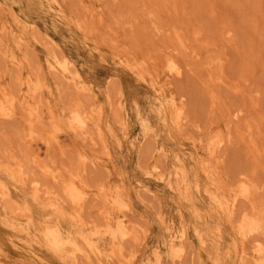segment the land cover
I'll return each instance as SVG.
<instances>
[{"label":"rangeland","instance_id":"rangeland-1","mask_svg":"<svg viewBox=\"0 0 264 264\" xmlns=\"http://www.w3.org/2000/svg\"><path fill=\"white\" fill-rule=\"evenodd\" d=\"M129 8L132 9L130 10ZM142 18L144 22H142ZM130 19L133 20L131 21ZM14 20H18L21 25L27 26L21 31L25 38V43L22 42L24 43L22 46V43L19 44L20 46L15 43V34L17 36L19 32L17 27H15ZM119 20L120 22H118ZM128 20L131 25L127 24ZM28 23L29 25H27ZM78 23H85L83 25L84 28H81ZM117 23L120 24L119 28ZM126 27H129L128 29L131 32L127 31ZM5 28L14 29L15 31L10 34L7 30H4ZM92 29L95 30L93 31ZM88 31H90V34ZM151 32L155 35L151 34ZM178 34L185 42L182 45L179 44L176 38ZM220 35L221 39L219 38ZM126 36H129L127 41ZM119 38L121 39L120 41ZM221 40H224V44ZM114 41L119 42L114 44ZM112 43L115 48L111 45ZM126 43L128 44L126 45ZM218 43L222 45L220 46ZM116 44H121L120 46L117 45L118 49L115 46ZM119 47H124V50ZM25 48L29 50L26 51ZM136 48H138V53ZM8 50L10 51L8 52ZM12 50L20 57L23 55L22 58H24L23 69L19 72L5 63L3 53H10ZM133 51L136 55L133 54ZM182 51H186V53ZM0 52V83L11 89L14 85V79L20 76L21 72L22 78L27 77L36 80L40 78L39 81L48 86L41 93L44 98L40 94V100L46 99V102L50 104L55 112L56 110L78 108V106L82 107L81 109L83 110L85 108V112L87 111L86 109L90 110L87 113L92 114L93 122L96 121L95 124H97L99 132L101 131V134H99L103 138L101 141H104L111 160L109 164L102 163L101 160L107 157L102 151V143L98 142L100 144L98 145L101 146V148L99 147L101 151L97 144V146L93 147L85 142L88 146H84L85 143L83 141L80 142L74 139L62 127L55 131L57 133L54 132L57 138L56 145L53 144L47 147L42 142H35L31 144V148L30 146L26 147L19 136L20 126L18 119L0 121V147L2 148L0 149L3 150L1 155H4L7 161L11 162L10 159L12 157V160L14 159V161L25 165L26 168L28 167L30 170L28 168L26 170L30 175H36L32 168V160L37 161L38 159L40 163L52 164V166L60 169H68L67 166H72L69 168L72 171L78 169V158L81 156L100 160V164L88 166L91 170L86 169L89 172L83 173L85 179L82 175V180L84 184L91 191H96L103 183H106V186L115 188L123 186L124 188H120L127 193L132 211L134 210L131 213L127 212L129 219H126L131 222L134 220L136 223H133V221V225L147 232L148 243L144 249L139 246V248L137 247L139 252H137L135 251L136 249H133L128 244V247H125V253L134 250L133 252L140 256L149 254L156 247L164 248L166 242L165 226L162 224L159 215L169 221L168 225L174 226L176 230L180 229L182 224H186L188 227L190 232V238L187 240L189 247L182 264L208 262L207 258L209 256L204 250L201 251L203 258H199L196 252L190 251L196 248L191 229L193 225L200 224V227L214 231L218 221L222 223L224 241L223 245L220 246L221 250L226 252L229 249L233 253L231 254L232 258L225 259V261H228L225 264H237L236 255L243 250L250 253L251 241H253L251 238L257 240L264 247V243H262L264 242V230L252 235L253 237L243 240L245 242H241L240 238L234 233L236 232L234 228L237 227L239 219L237 214L240 216V211L249 213L250 211L248 210L252 208L253 203L255 205L254 199L256 204L258 202L262 203L261 205L258 204L261 209L258 208V205L255 208L258 210L264 209V0H123V2L122 0H57V2L52 0H0ZM52 53L58 56L62 54L70 59L78 68L87 88L92 92L79 94L66 86L59 89L55 85L54 80H52L54 77L46 73L44 67L46 58ZM147 55H149V59L146 58ZM168 55H172L181 67L183 66L181 78L164 77L163 71L165 69H162L163 64H160V61L165 60L166 57L164 56ZM126 56L132 58H127ZM34 59H36V62ZM131 59L134 60L132 61ZM128 60L137 63L142 61L141 64L145 65L144 68L147 72L150 71L152 73L153 71V75L158 73L160 85L163 86L162 93L154 92L152 87L145 83L136 70L129 65ZM146 60L150 61V65L149 61L147 62ZM153 60L158 61V65L156 61L152 65ZM208 61L210 64L208 63L207 65ZM37 62L39 67L38 64H35ZM161 63H164V61ZM188 63L193 66L191 64L188 66ZM149 66L153 68H149ZM155 66H157V69ZM41 68L42 70H40ZM154 68L157 71L161 70L156 72ZM217 68L219 69L217 70ZM40 71H43V73L41 74ZM214 71L215 73H213ZM58 89L59 91H57ZM112 94L114 96H111ZM120 97L123 99V108L125 109L119 104V106L117 105ZM170 98L176 99L177 102L180 101L179 103L184 108L186 120L180 129L175 126L172 118L169 117L168 109L164 107ZM43 100L41 102L46 106V102ZM161 100L164 103L163 106H160ZM109 101L112 102L109 103ZM88 103L93 105L91 106ZM65 104L70 105L66 108ZM117 106L118 108L120 107L119 110L121 111L117 109ZM236 110L239 111V121L237 120L238 118H233L232 114H230V112L233 113ZM93 111H95L94 115ZM98 123L100 126H98ZM227 129L230 132L232 131V134ZM148 134L153 135L150 137ZM214 134L225 137L226 143L218 151V157L213 160L206 154L209 138L204 136L210 137ZM203 138L207 140L203 141ZM140 140L141 142H139ZM149 145H151L150 147L153 145L161 146L166 151L167 157L163 158L159 151L156 152L154 150H152L153 152L150 151L151 154L147 151ZM225 145L228 146L226 147ZM76 155L78 157H75ZM178 159L185 165L192 177L198 180L197 182L202 190L210 185L209 179L206 178L203 172V166L210 159L214 161L213 167L212 163L209 162V165L214 170L213 179H216L217 186L219 185L218 187L221 188V191L223 190V193L225 191V195L228 198L234 195L232 192H234L235 185H237L236 181L238 182L242 178H247L249 181L251 179L253 186L255 185L254 183L259 184V188L255 185L258 189L255 190L254 188L256 194L253 193L254 196L252 198L255 197L253 203L251 202L252 200L250 203L237 202L236 210L234 209L235 215L233 213L234 219L230 226L229 224L225 226L224 220L222 219L223 221L221 220L220 222V219L214 215L213 205L206 199V196L204 194H194L193 202L195 206L193 208L197 210L200 217V220H196L190 203L185 202L167 187L158 184L145 175V166L155 164L160 169H170ZM4 161L6 160L3 159ZM3 162H0V186L10 191L15 196L16 202L30 211L33 224L38 226V222L40 223L44 217V210L31 198L27 186L16 185L12 176L6 170V167L9 166L8 162L6 164H3ZM105 164L108 166L106 167ZM96 167L99 169L104 168V170H101V172ZM103 171L106 172V176ZM102 175L104 177H101ZM89 182L92 184L90 185ZM141 185L148 187L154 197L141 193L139 189ZM102 187H105L104 184ZM147 198L150 200H147ZM92 200L86 201L85 207H87V202L89 203L88 207H84L86 210L83 208L85 211L83 212L82 210L81 213V217L84 214L87 215L88 218L85 220L88 223L94 221V219H91L92 216L95 220H99L97 218L98 208H100L99 202L97 203L98 200L92 202ZM0 207V248L2 249L1 257L3 261L7 264H20L24 253L26 255L29 251H42L36 240L28 241L29 243L24 247L17 243L15 246V243H12V241L22 242L23 240L19 231L17 232L16 229L14 230L11 227L13 222H17L16 220L19 219V216L17 217L15 213L5 210L2 204H0ZM157 210L161 211L160 214L157 213ZM213 215L216 219L214 217V219H211ZM202 216L204 217L202 218ZM83 217L82 219L86 216ZM192 245L194 246L192 247ZM126 248L127 250L129 248V250L126 251ZM143 251L146 252L144 253ZM193 253L197 255L195 256ZM42 254L44 255V253ZM234 254L235 256H233ZM45 256L43 258H47ZM47 263L57 264L55 262ZM167 263L171 264L169 261L165 262V264ZM241 264L246 263L243 262Z\"/></svg>","mask_w":264,"mask_h":264},{"label":"bare ground","instance_id":"bare-ground-1","mask_svg":"<svg viewBox=\"0 0 264 264\" xmlns=\"http://www.w3.org/2000/svg\"><path fill=\"white\" fill-rule=\"evenodd\" d=\"M52 1L57 2V0H52ZM122 2H123V0H122ZM144 9H145V7H144ZM94 14H96V13H94ZM150 15H151V13H150ZM144 19H146V18H144ZM117 20H118V18H117ZM118 22H120V20ZM142 22H144L143 18H142ZM150 22H151V20H150ZM155 22H157V21H155ZM128 23H129V25H131L129 20H128L127 24ZM14 24H15V27H17V30L19 32L17 36L14 33L15 39H16L15 43L18 44L17 46H20L19 44L25 41L24 35L22 34L21 31L23 29L27 28V26L21 25L18 20H14ZM78 24L80 25L81 28H84L83 25H85V23H83V24L78 23ZM142 24L144 25V23H142ZM27 25H29V23ZM133 25H134V22H133ZM147 26H149V25H147ZM30 27H31V25H30ZM117 27L119 28L120 24H118ZM130 27H132V26H130ZM150 27H151V25H150ZM100 28H101V24H100ZM126 28L128 29L129 27H126ZM157 28H158V26H157ZM224 28H222V29L224 30ZM87 29H85V30H87ZM89 29H91V28H89ZM4 30H7V32L10 34H12L15 31L14 29L12 30V29H8V28H5ZM156 30H158V29H156ZM223 30H222V32H223ZM225 30H228V29H225ZM127 31H129V29ZM7 32H6V34H7ZM88 32L90 34V31H88ZM129 32H131V31H129ZM175 32L177 33V31H175ZM152 33L153 32H151V34ZM175 34H174V36H175ZM126 37H127L126 41L129 40L128 39L129 36H126ZM222 37H224V36H222ZM30 38H32V37H30ZM125 38H122V39H125ZM176 38L179 41V44L182 45L184 42L182 37L178 34V35H176ZM219 38L221 39V35ZM220 39H218V40H220ZM112 40H114V39H112ZM120 40L121 39L119 38V41ZM51 41H52V39H51ZM109 41L111 42L110 39H109ZM119 41H114V44H115V42H119ZM221 41L224 44V40H221ZM24 43H22L21 46ZM220 43H218V44H220ZM114 44L112 43L111 45H113V47H114ZM127 44L128 43H126V45ZM117 45L118 44L115 45L116 48H117ZM120 45L121 44H119L118 46H120ZM149 45H148V47H149ZM152 45L154 46V44H152ZM221 45L222 44H220V46ZM130 46H129V48H130ZM159 46H161V45H159ZM25 47H27V46H25ZM124 47L127 48L126 46H124ZM123 48L121 47L120 49L122 50ZM131 48L134 49L133 47H131ZM138 48H136V52H137ZM209 48H212V47H209ZM3 50H5V49H3ZM28 50L26 49V51H28ZM127 50L129 51V49H127ZM9 51L10 50H8V52ZM186 51L185 52L182 51V52L186 53ZM8 52L3 53V56L5 58V63L8 66L14 67V70L16 69L18 72L21 71L23 69V62H24V58H22L23 55H22V57H20L13 50L10 53H8ZM124 52L126 53V51H124ZM21 53H22V50H21ZM130 53H131V51H130ZM29 54H30V52H29ZM133 54H135L134 51H133ZM61 55L62 54H60V56H58V55L52 53L51 55H49L46 58L47 60L45 61V65H44L45 71H46V73L50 74L51 77L52 76L54 77L52 80H54V82L56 84L54 82L53 83L55 85H57L59 87V89L61 87L66 86V87H70L72 89V91L79 93V94L90 93L91 90H89L87 88V85L84 82V80L81 78L79 70L75 66V64H73V62L70 59H68L67 57H65L63 55L61 56ZM126 55H128V54H126ZM129 55H132V54H129ZM222 55H223V53H222ZM29 56H27V57H29ZM148 56L149 55H147V57H146L147 59H149ZM152 56H151V58H152ZM158 56H156V57L158 58ZM204 56H205V54H204ZM128 57H130V56H128ZM164 57H166L165 60L164 59L161 61L159 60L160 64H163L162 69H165L164 71L162 70L164 72V77L173 78V79L181 78L183 66L181 67L179 62L172 55H168V56H164ZM130 58H132V57H130ZM36 59H34L35 62H36ZM128 61H129V65L134 70H136L137 74H139V76L142 78L143 81H145V83H147L148 85H150L152 87L154 92L159 93V94L162 93L163 86L160 85V79H159L158 73L156 75H153L152 74L153 71H152V73L149 70H148L149 72H147V70L144 68L145 65L143 66L141 64L142 61L139 63L132 62L130 60H128ZM146 61L148 62L149 60H146ZM154 61H156V60H153L151 64L153 65V63L157 62L156 64L158 65V61H156V62H154ZM162 61H164V63H161ZM208 63L210 64L209 61L207 62V65H208ZM32 64H34V63L32 62ZM35 64H38V67H39L38 62ZM143 64H145V63H143ZM189 64H191V63H188V66H189ZM149 65H150V61H149ZM198 66H200V65H198ZM30 67H32V66H30ZM150 67H152V66H149V68ZM155 67L157 69V66H155ZM160 67H161V65H160ZM160 67L158 66V68H160ZM195 67H197V66H195ZM34 69H35V67H34ZM156 69L154 68V70H156ZM218 69L219 68H217V70ZM40 70H42V68ZM160 70H158V71L156 70V72H160ZM215 70H216V67H215ZM162 71H161V73H162ZM211 71H213V70H211ZM31 72H29V73H31ZM40 73L42 74L43 71L42 72L40 71ZM213 73H215V71ZM17 74H19V73H17ZM39 80H40V78H39ZM39 80L31 79V78H27V77L22 78V73L20 72V76H17L13 81L14 85L11 83L12 81L10 82L13 85L11 87V89L7 88L4 84L0 83V121L1 120L6 121V120H17L18 119L19 126H20L19 127L20 139L24 142V145L26 147L30 146V148H31V144L35 143V142H42L47 147L51 146L53 144L56 145L57 138L54 135V132L56 130H58V128L62 127L64 129H66L73 136L74 139H77L80 142L81 141H83L84 143L86 142V143L92 145L93 147L97 146L99 144L98 142H100V144L102 143L103 144L102 145L103 146L102 151H104V154L107 157L106 158L104 157L105 159H103L101 161H102V163L105 162L106 164L107 163L109 164L110 160H111L110 156H109L110 153H109V151H107V148L104 145V141H101L103 139L100 136L101 131L99 132L97 124H95L96 121L95 122L92 121L94 119V118L92 119V117H93L92 114L87 113L90 110L86 109L87 111L85 112V108L83 110V109H81L82 107L80 108L78 106V108H72L69 110H67V109L66 110H56V112H55L51 108L50 104L48 102H46L47 101L46 99H44L45 101L43 99H41L44 102H46V106L43 104V102H41V100H40L41 95H42V98H44L43 94H41V93L44 92V88L45 87L48 88V86L44 83H41ZM172 84H173V82H172ZM9 86H11V85H9ZM118 86H119V84H118ZM59 89L57 91H59ZM48 91H49V89H48ZM152 94H154V93H152ZM117 95H118V92H117ZM59 96H61V95H59ZM111 96H114V95L112 94ZM48 98H49V96H48ZM112 98H114V97H112ZM118 100H119V103H117V105L119 104L123 108V99L120 97ZM112 101H109V103ZM179 102H177L176 99H174V98H170L168 100L167 104H165V106H164L168 109V114H170L169 117L172 118L173 123L175 124V126L178 129H180V127L183 126L182 124L186 120L184 108H183L182 104ZM65 105L67 108L68 105H70V104H65ZM85 105H87V104H85ZM89 105H91V104H89ZM163 105H164V103L161 100L160 106H163ZM118 106H117V109L119 110L120 107L118 108ZM123 109H125V108H123ZM110 111H111V109H110ZM119 111H121V110H119ZM94 113H95V111H93V115H94ZM97 114H99V113L97 112ZM230 114H232L233 118L239 117V111H237V110L233 113L230 112ZM162 116H164V114H162ZM120 118H122V117H120ZM95 119H97V118H95ZM117 120H119V119H117ZM237 120L239 121V118ZM120 122H122V121H120ZM148 122H149V120H148ZM223 123H224V121H223ZM144 125H146V124L144 123ZM98 126H100V124ZM107 129H106V131H107ZM124 129H126V128H124ZM229 129H231V128H229ZM229 129H227V130L230 132ZM151 131H152V129H151ZM108 132H109V130H108ZM110 132H112V131H110ZM55 133H57V132H55ZM230 133H228V134H230ZM152 135L148 134V136H150V137H152ZM154 137H155V135H154ZM199 137L201 138V136H199ZM199 137H198V139H200ZM204 137L209 138L208 144L204 142L205 144H207V149L205 148L206 152H207L206 154L214 160V158L218 157L217 156L218 151L221 149L222 146H224V143H226L225 142L226 138L224 137L225 138L224 139L223 137H221L217 134H214L213 136H210V137L209 136H204ZM198 139H197V141H198ZM141 140L139 142H141ZM206 140L207 139L204 140V138H203V141H206ZM86 143L84 146H88V144H86ZM99 145H98V148L99 147L101 148V146H99ZM151 145H149V148H148L149 150L147 149L148 152H150V151L153 152L152 150H154L156 152L159 151L161 156H163V158L167 157L166 151L161 146L153 145L156 147V148L154 147L155 148L154 149V148H152L153 146L150 147ZM140 147H141V145H140ZM205 147H206V145H205ZM1 149H0V155L3 151ZM100 151H101V149H100ZM3 154H4V152H3ZM93 154H95V153L93 152ZM77 155L75 157H78ZM1 156H2V160H1L2 162H3V159L6 160V161H4L5 163L3 162V164H6L8 162L9 166L6 167V170L12 176L16 185L21 186V187L27 186L29 191H30L31 198L39 206L42 207L41 209L44 210V217L41 219V222L40 223L38 222V224H39V225L37 224L38 226L34 225L30 211L26 207L20 206L16 202L15 196H13L10 191H7L4 189V187L0 186V204H2V207L5 210H7L11 213H15V215H17V217L19 216V219L16 220L17 222H13L11 224V227L14 230L16 229L17 232L19 231V233L23 237V240H22V242L12 241V243L14 242L15 246L17 243L18 245H21L22 247H24L25 245L27 246V243H29L28 241L36 240V243L39 244V247L41 248L40 250H42V251H37L39 253H37L35 251H29V252H27L26 255L24 253L23 260H22V262H20V264H49L47 262H55L57 264H165L166 261L171 262V264H182V260L186 256V254L188 252V247H189L188 246L189 243L187 242V240L190 238L189 237L190 232L188 231V227L186 224H182L180 226V229L176 230L174 228V226L168 225L169 221H167L165 218H163L162 215H159V216H160V220H161L162 224L165 226L164 233H166V242L164 244L165 245L164 248L156 247L154 250H151V252L149 254L140 255V256H137L136 253L133 252L134 251L133 249H136L135 251L139 252V250H137V247L139 248V246H142L143 249L145 248V245L148 243L147 242V232L145 230H142L141 228L133 225L132 222L134 220H132V222L130 220H128L129 217L127 216V212L131 213L132 207H131L130 199H129L127 193L125 191H123V189H122L124 187L120 186L122 188H120V187L115 188V187L106 186L105 185L106 183H103L105 187H102L103 186V184H102V186L99 189H97L96 191H93V190L91 191L88 189V187L84 184V182L82 180L83 173L89 172L91 170L90 168H88V166L97 165L100 160L98 161V159L95 160L94 158L92 159V158L87 157V156H81L80 158H78L79 159L78 160L79 166H78V169H76V171H72L71 169H69L72 166H70V167L67 166L68 169H60V168L52 166V164H48V163L46 164V163H42V162L40 163L38 161V159H37V161L32 160V162L31 161L30 162L32 164V168H33L34 172L36 173V175H30L29 172L27 171L29 168L27 167L28 168L27 169L25 165H22L19 162L14 161V159L12 160V157L10 159L11 160V162H10L4 158L5 157L4 155H1ZM1 156H0V158H1ZM73 157H74V155H73ZM75 160H77V159H75ZM210 160H209V162L212 163V167H213L214 161H212V160L210 161ZM209 162L203 166V172L206 175V178L209 179L210 185L207 186L206 188H204L203 190L201 189L199 183L197 182L198 180H196V179H194V177H192V175L190 174L188 169L185 167V165L183 163H181V161L179 159L173 163V166H171L170 169H162V168L160 169L155 164L148 165L147 167L145 166V168H146L145 169V175L149 179L156 181L158 184H161V185H164L165 187H167L173 193L177 194L180 198L185 200V202L190 203L192 206L193 214H194V217L196 218V220H200V217L198 216L197 210L195 208H193L195 206V204L193 202V195L194 194H197V195L204 194L206 196V199L209 200L210 204L213 205L212 210H213L214 215H216V217H218L220 219V222L223 219L224 221L223 220L222 221L224 222L225 226L227 224H229V226H230V224L232 223V221L234 219L233 213L235 215L236 205L239 203V201L242 203L243 202L244 203L245 202L250 203V201L252 200L251 202L253 203V199L255 198V197L252 198L254 196L253 193L256 192V191L254 192V188H255V190L258 189L259 184L257 185L256 183H254L255 185H257L258 188L255 187V185L253 186L252 180L249 178V176H248V178L250 179L251 182L247 178H242V179L238 178L239 179L238 182L235 180L236 181L235 183L237 185H235V183L233 182L234 185L236 186L235 190H233L234 192H232V193H234V195L231 198H228L225 195V191L223 193L222 192L223 190L221 191L220 190L221 188L218 187L219 185L217 186L216 179L215 180L213 179L214 178V173H213L214 170L209 165ZM0 165H1V163H0ZM107 166L108 165H106V167ZM96 168H98V167H96ZM164 168H165V166H164ZM86 169L89 171H87ZM98 170L101 171V170H104V168H102V169L98 168ZM143 171H144V169H143ZM30 173H31V171H30ZM35 173H33V174H35ZM104 175L106 176V172H104ZM86 176H87V174H86ZM101 177H104V176L102 175ZM83 178H84V175H83ZM98 179H96V180H98ZM105 179H106V177H105ZM100 182H101V180H100ZM89 184L91 185L92 183L89 182ZM92 188L94 189V187H92ZM92 188H90V189H92ZM28 189H26V190H28ZM139 189H140L141 193L143 192L146 195H151L152 197H154L152 191L148 187H146L145 185L139 186ZM228 194H229V191H228ZM138 195H140V194H138ZM143 198H145V197H143ZM32 199H31V201H32ZM148 199L149 198H147V200ZM90 200H92V202L94 200H98L97 203L99 202L98 204L100 205V208H98V211H99L98 216L96 214H94L97 216V218H99V220H97V219L95 220V218L93 216H92V218L90 217L91 219H94L95 223H93L94 221L88 223L85 220L88 218L87 215H85V214L84 215L86 217L84 215H82V217L83 216L85 217V218L83 217L84 219H82V217H81V213H82L83 208L85 207L86 201L89 202ZM88 202L86 204L87 207L89 204ZM254 202H255V205L253 203L254 207L252 205L251 209H249L250 208V205H249V208H248L249 209L248 211H250L249 213L248 212L243 213L242 211H240L241 212L240 216L237 214L239 219H238L237 227L234 228L236 230V232H234V233L236 236H238L240 238L241 242L243 240L247 239L248 237L249 238L253 237L252 235H255V234L261 232L262 230H264V209L258 210L257 208H255V206L256 207L259 206L258 208L261 209L260 205L262 203L261 202L259 203L257 201L258 204H260V205L256 204L255 199H254ZM87 207H85V208H87ZM85 210H83V212ZM94 210H93V213H94ZM160 212L158 211L157 213L160 214ZM214 215L211 217V219L214 217ZM203 217L204 216H202V218ZM126 218H128V219H126ZM130 219H132V218L130 217ZM88 220H90V219H88ZM196 220H195V222H196ZM181 221H183V220L181 219ZM206 221H207V218H206ZM2 222H4V221L2 220ZM212 222H213V220H212ZM235 222H236V220H235ZM133 223H136V222L134 221ZM218 223H219V221H218ZM218 223H217L214 231H210L209 228H204V227L202 228L199 226L200 224L199 225H193V228L191 227L193 240L195 241V244H196V245L195 244L194 245L196 248H193L194 250H190V251L196 252L198 254V257L201 258L202 257L201 251L204 250V252H207V256H209V258H207L208 262H200L199 264H225V262H228V261H225V259L232 258L231 254H233V253L231 250L228 249L226 252H223L221 250L220 246L223 245L222 243L224 241L223 240L224 235H223V230L221 228L222 223H219V224ZM8 225H10V224H8ZM13 229H11V230H13ZM14 233H16V232H14ZM235 235H234V237H235ZM252 239H253V241H251L252 246L250 248L251 252L247 253L246 251L243 250V251L237 253L238 254V255H236L237 256V262H238L237 264H241L243 262H245L246 264H264V247H262L261 244L257 240H255L254 238H251V240ZM243 242H245V241H243ZM262 243H264V242H262ZM128 244L133 248L132 249L133 251H128L129 248H131L129 246L128 250L126 248V251H128V252L125 253L124 250H125V247H128ZM194 245H192V247ZM2 247H4V246H2ZM190 249H192V248L190 247ZM244 249H245V247H244ZM1 250L2 249L0 248V264H7L6 262L3 261L2 257H1L2 256ZM21 250H23V249H21ZM42 253H44V255H46L45 257H47V258H43L44 255ZM2 254H4V253H2ZM7 254H8V252H7ZM194 254L195 253H193V255ZM197 254H195V256ZM235 254L233 256H235Z\"/></svg>","mask_w":264,"mask_h":264}]
</instances>
